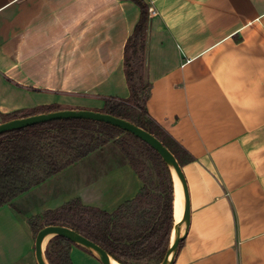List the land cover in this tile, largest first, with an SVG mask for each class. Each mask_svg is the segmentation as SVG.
I'll return each mask as SVG.
<instances>
[{
	"label": "crops",
	"instance_id": "obj_1",
	"mask_svg": "<svg viewBox=\"0 0 264 264\" xmlns=\"http://www.w3.org/2000/svg\"><path fill=\"white\" fill-rule=\"evenodd\" d=\"M144 1L157 11L145 50L149 116L193 157L182 166L190 221L174 264H264V0ZM140 14L132 0H0V117L47 105L96 111L108 97L129 98L125 46ZM103 151L18 199L55 198L59 187V202L97 206L82 195L90 160L110 177L128 175L103 206L114 212L142 181L129 163L110 162L119 153ZM31 216L0 209L8 243L0 264H38ZM71 258L102 264L77 245Z\"/></svg>",
	"mask_w": 264,
	"mask_h": 264
},
{
	"label": "trees",
	"instance_id": "obj_2",
	"mask_svg": "<svg viewBox=\"0 0 264 264\" xmlns=\"http://www.w3.org/2000/svg\"><path fill=\"white\" fill-rule=\"evenodd\" d=\"M132 1L140 7L141 14L125 46V73L130 96L127 99L108 97L104 107L96 111L128 120L152 133L183 166L193 157L149 116L147 102L151 83L145 77L149 7L144 0ZM63 109L59 105H47L21 110L4 115L3 122ZM111 142L119 147L143 183L137 196L110 213L86 206L77 198L55 210L31 216L29 226L35 237L46 225L69 226L99 244L120 264H160L174 225L170 171L146 142L111 124L62 119L1 134L0 208ZM153 175L156 180L152 179ZM85 214L94 222L73 224L76 218H85ZM73 245L64 237H54L46 249L49 262L74 264L71 258Z\"/></svg>",
	"mask_w": 264,
	"mask_h": 264
},
{
	"label": "water",
	"instance_id": "obj_3",
	"mask_svg": "<svg viewBox=\"0 0 264 264\" xmlns=\"http://www.w3.org/2000/svg\"><path fill=\"white\" fill-rule=\"evenodd\" d=\"M62 119H87L111 124L137 136L142 141L151 146L160 155L167 165L172 177L174 210V225L172 228L169 245L166 255L160 264H174L177 252L181 242L185 238L190 221V199L188 185L182 166L175 155L168 147L163 144L161 140L142 127L128 120L94 110L63 109L59 111L40 113L29 117L15 118L10 121L0 123V135L16 129ZM176 178L181 185L183 193V213L179 221H176L175 216ZM56 236L64 237L75 245L89 251L102 264H113L112 261L115 260L103 247L86 237L84 234L77 232L73 228L65 225H46L38 232L35 237V256L38 264H51L46 255V249L50 241Z\"/></svg>",
	"mask_w": 264,
	"mask_h": 264
},
{
	"label": "rangeland",
	"instance_id": "obj_4",
	"mask_svg": "<svg viewBox=\"0 0 264 264\" xmlns=\"http://www.w3.org/2000/svg\"><path fill=\"white\" fill-rule=\"evenodd\" d=\"M4 119H5V117H4V115H2L0 117L1 122H3ZM102 150H104L103 152L108 151V152L119 153V155L116 156L115 159L110 161V162L118 163L120 165L128 163L126 156L122 153V151L119 149V147L116 146V144L114 142L109 143V145H107ZM104 157H98L97 165L101 164V163L108 162L107 160H103ZM86 165H89L88 168ZM84 166L87 168L85 172L87 173V179H88V185H87L86 189L84 188L82 190V192H83L82 195L85 197V200H87L90 203L93 202L94 204H98L97 206H94L93 208L94 209H101V210L103 209V206L105 204L114 203L115 202L114 197L117 194L116 192L119 189V186L124 184L126 178L128 181V175H126L125 173H121L120 175H117L116 173H114V176L110 177V175H106V170L102 169L101 167H98L95 170H93V168H90L92 166V164H90V160L89 161L87 160V162H85ZM135 173H137V172L135 171ZM132 175H133V177H135L134 174H132ZM118 176H121L122 184H121V181L120 182L118 181V179H117ZM59 179L60 178L58 177L56 179V181H58ZM152 179L156 180L157 177L155 175H153ZM95 182L100 183V185L103 189L101 188L100 190L96 191L94 189ZM142 185H143V183H142ZM91 186H93V188ZM133 187H134V181H132V185H131L130 189H132ZM58 188L56 189V192L54 194L55 198H52L51 196H49L51 194L48 195L47 192H39V191L38 192H29V194L27 196H25V198H23V199L16 198L13 200V202L11 204H6L4 206L12 208L13 211L16 213L21 212V214L24 216L37 215V214H42V213L49 211V210H55L56 207L58 208V206L62 207L64 205L63 202H59V201H61L63 194L58 192ZM104 188H106V189H104ZM45 189H47V187H45ZM115 190H116V192H115ZM48 192H49V189H48ZM100 192H102V193H100ZM104 192H106V193H104ZM0 209H2V207ZM103 210L110 213L108 207H106ZM85 215H86V216H84L85 218H81V217L76 218V220L73 224L76 226H79L80 222H82V223H87V221H93L94 222V219L90 215H87V214H85ZM28 221H29V219H27V223H28ZM1 239H2V237H1ZM4 240H7V239H4ZM3 243L6 244L7 242L0 240V245H3Z\"/></svg>",
	"mask_w": 264,
	"mask_h": 264
},
{
	"label": "bare ground",
	"instance_id": "obj_5",
	"mask_svg": "<svg viewBox=\"0 0 264 264\" xmlns=\"http://www.w3.org/2000/svg\"><path fill=\"white\" fill-rule=\"evenodd\" d=\"M178 184V185H177ZM177 186L180 188V191L178 190L177 192ZM176 199H175V203H176V221H179L181 219L182 213H183V193H182V189H181V185L179 183V181L176 178ZM113 264H120L117 261L113 260L112 261Z\"/></svg>",
	"mask_w": 264,
	"mask_h": 264
},
{
	"label": "built area",
	"instance_id": "obj_6",
	"mask_svg": "<svg viewBox=\"0 0 264 264\" xmlns=\"http://www.w3.org/2000/svg\"><path fill=\"white\" fill-rule=\"evenodd\" d=\"M149 14L152 16V15H156L157 14V11L155 10L154 7H149Z\"/></svg>",
	"mask_w": 264,
	"mask_h": 264
}]
</instances>
